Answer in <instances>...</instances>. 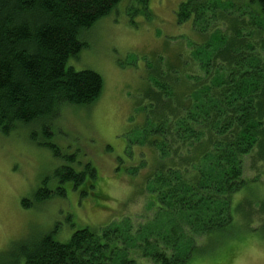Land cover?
<instances>
[{"label": "trees", "instance_id": "16d2710c", "mask_svg": "<svg viewBox=\"0 0 264 264\" xmlns=\"http://www.w3.org/2000/svg\"><path fill=\"white\" fill-rule=\"evenodd\" d=\"M121 1L0 0L2 134L36 125L30 141L58 156L45 141L51 121L64 105L91 106L103 90L97 72L67 61L84 48L83 32ZM175 18L199 42L179 34L180 43L165 41V55L147 60L148 84L134 105L143 122L126 139L127 147L153 154L145 180L153 215L136 227L128 220L123 230L79 229L66 242L56 241L55 231L41 235L20 244L10 264H137L135 251L154 264H185L201 237L231 228L232 197L255 178L248 170L264 166V0H186ZM57 175L75 188L96 178L90 166L81 173L63 166ZM51 193L42 186L21 206ZM63 194L60 188L57 196Z\"/></svg>", "mask_w": 264, "mask_h": 264}, {"label": "rangeland", "instance_id": "374dc122", "mask_svg": "<svg viewBox=\"0 0 264 264\" xmlns=\"http://www.w3.org/2000/svg\"><path fill=\"white\" fill-rule=\"evenodd\" d=\"M185 1L147 0L139 7L122 0L115 12L83 32L85 46L67 66L97 72L103 90L91 106L64 105L51 121L52 135L45 141L57 147L58 156L30 141L31 131L39 133L36 125L0 132V264H10L20 244L29 246L53 231L56 241L66 242L79 229L123 230L128 220L136 227L142 216L153 215L145 182L153 154L141 145L127 147L126 139L143 122L134 105L148 84L147 60L165 55V41L180 43L179 34H191L199 42L188 24H176V11ZM63 166L78 173L90 166L96 178L76 188L60 183L57 171ZM247 172L256 179L232 197L231 228L201 237L185 264H264V166ZM42 186L52 197L22 207L21 200L33 202ZM60 188L63 197L57 196ZM130 256L137 264H154L137 251Z\"/></svg>", "mask_w": 264, "mask_h": 264}]
</instances>
